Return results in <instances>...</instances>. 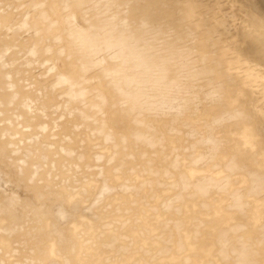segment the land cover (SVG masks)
<instances>
[{
  "label": "bare ground",
  "instance_id": "1",
  "mask_svg": "<svg viewBox=\"0 0 264 264\" xmlns=\"http://www.w3.org/2000/svg\"><path fill=\"white\" fill-rule=\"evenodd\" d=\"M243 1L0 0V264H264Z\"/></svg>",
  "mask_w": 264,
  "mask_h": 264
},
{
  "label": "rangeland",
  "instance_id": "2",
  "mask_svg": "<svg viewBox=\"0 0 264 264\" xmlns=\"http://www.w3.org/2000/svg\"><path fill=\"white\" fill-rule=\"evenodd\" d=\"M259 1L260 0H256V1H254V0H244L243 1V6H244V8L246 10V11H244V14H245L244 18L247 19V21H249V22L253 21V23H258V22H255V20H257V19L264 20V9L261 8V5H264V0H261V2H259ZM257 3H259L260 5H258ZM254 5L256 7L257 6L258 7L255 8ZM262 7H264V6H262ZM258 9H261L260 10L261 13H260V11H257ZM255 12H257V13H255ZM235 33H237L235 40L240 44V47H242L243 51H245L247 57H249V59L254 60V61L258 60L259 56H257V55L261 54L263 52V44H262V42L261 41H258V42L255 41L253 43L249 39V36H247L245 34V32H243L239 28L237 29V31ZM240 188H243V186L241 185ZM224 198L225 199H223L222 205L224 206L226 211L229 212L231 215H236V217L241 215V213L243 212L242 208H241L242 207V202H243L242 199H240L238 195L235 197V196H232V195H229V194L226 197H224ZM249 199L252 200V197H250ZM254 201L252 200V202H250V203H247V201H245L244 203H247V204L246 205L244 204L243 206L247 207L248 204H251V203L255 204L256 202L254 203Z\"/></svg>",
  "mask_w": 264,
  "mask_h": 264
}]
</instances>
